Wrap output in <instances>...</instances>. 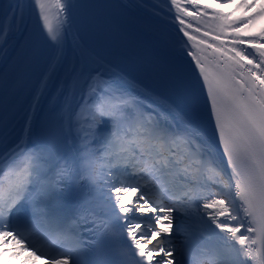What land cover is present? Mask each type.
I'll return each instance as SVG.
<instances>
[{"label":"snow or ice","instance_id":"snow-or-ice-1","mask_svg":"<svg viewBox=\"0 0 264 264\" xmlns=\"http://www.w3.org/2000/svg\"><path fill=\"white\" fill-rule=\"evenodd\" d=\"M119 9L0 0V125L43 61L38 104L70 34L78 65L37 140L32 119L0 137V264H264V0H169L171 41L160 10L137 27ZM92 35L147 41L166 91L125 83Z\"/></svg>","mask_w":264,"mask_h":264},{"label":"bare ground","instance_id":"bare-ground-1","mask_svg":"<svg viewBox=\"0 0 264 264\" xmlns=\"http://www.w3.org/2000/svg\"><path fill=\"white\" fill-rule=\"evenodd\" d=\"M162 3H165L169 5V0H124V4L132 9L137 11H150L154 12L157 10H160V15L164 17L165 20L171 22L175 25L173 22L171 15H165L166 8L162 5ZM146 4V8L143 7V5ZM138 5H141L142 7H137ZM208 24L210 26H214L215 22L211 20V18H207L206 20H202L200 24ZM197 26L194 24V27ZM69 51L67 52L65 59L62 63V65L57 69L53 79L49 83L47 89L43 93V95L40 97V100L38 104H36V101L34 100L33 103L29 106L26 113L21 117V119L18 121V123L15 125V127L8 133V135L4 138L5 143H10L14 140H22L27 139L29 135V126L28 122L30 119H32L31 124V139L33 141L38 139L37 136V127L40 123V117L41 112L44 107L45 101L49 95V93L55 89L54 94L51 99V112L52 115L58 114L63 108L65 104V100L70 99L73 94L72 89V69L74 66H77L76 57H77V50L75 42L73 41L72 35H69ZM107 68H109L114 74H118L122 76L119 72L111 69L108 65L104 64ZM90 67L95 68L97 67L96 64H91ZM124 77V76H123ZM125 83L130 82L125 78ZM79 97L77 96V99ZM34 113V116H33ZM129 197H132V193L129 194ZM35 258L33 257L32 260ZM16 264H31V261L28 259V254L25 252H22L17 261ZM38 264H44L43 260L39 261Z\"/></svg>","mask_w":264,"mask_h":264}]
</instances>
